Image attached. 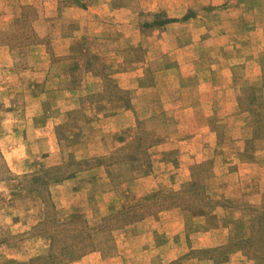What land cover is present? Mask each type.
I'll return each instance as SVG.
<instances>
[{
	"label": "rangeland",
	"instance_id": "obj_1",
	"mask_svg": "<svg viewBox=\"0 0 264 264\" xmlns=\"http://www.w3.org/2000/svg\"><path fill=\"white\" fill-rule=\"evenodd\" d=\"M263 48L264 0H0V264H264Z\"/></svg>",
	"mask_w": 264,
	"mask_h": 264
},
{
	"label": "crops",
	"instance_id": "obj_2",
	"mask_svg": "<svg viewBox=\"0 0 264 264\" xmlns=\"http://www.w3.org/2000/svg\"><path fill=\"white\" fill-rule=\"evenodd\" d=\"M175 25H177V24H175ZM174 25V26H175ZM259 30L260 29H255L254 31H252V34H253V32H254V35H256V37H259L260 36V33H259ZM255 41H256V39L254 38L249 44H255ZM261 50H262V48H260ZM264 49V48H263ZM260 50V51H261ZM187 62V63H186ZM180 63H182V64H188V66H191V63H193V62H191V60H183V59H180ZM241 63H244V62H241ZM257 66V65H256ZM183 68H187V67H185V65H184V67ZM188 69V68H187ZM256 69H258V71H259V73L257 74V76H256V78H250V79H257L258 77H260L259 76V74L261 73L260 72V65H258L257 67H256ZM187 71V70H186ZM257 71V72H258ZM188 74H191V72H188ZM249 77V76H248Z\"/></svg>",
	"mask_w": 264,
	"mask_h": 264
}]
</instances>
